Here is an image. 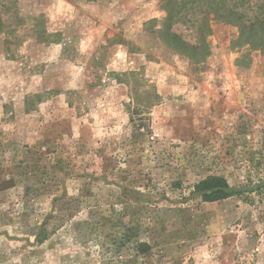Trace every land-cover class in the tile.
I'll list each match as a JSON object with an SVG mask.
<instances>
[{
	"label": "rangeland",
	"instance_id": "obj_1",
	"mask_svg": "<svg viewBox=\"0 0 264 264\" xmlns=\"http://www.w3.org/2000/svg\"><path fill=\"white\" fill-rule=\"evenodd\" d=\"M1 1L0 264H264L262 34L191 3ZM210 176L233 195L205 201Z\"/></svg>",
	"mask_w": 264,
	"mask_h": 264
},
{
	"label": "trees",
	"instance_id": "obj_2",
	"mask_svg": "<svg viewBox=\"0 0 264 264\" xmlns=\"http://www.w3.org/2000/svg\"><path fill=\"white\" fill-rule=\"evenodd\" d=\"M164 7L169 11L170 18L178 17L180 15L181 10H187L186 6L188 4H192L191 6L196 7H204V15L203 20L206 21L208 19V8H215L214 13L218 19L226 20L229 22H233L239 26L241 30L240 38L246 39L250 37L252 34L261 33L263 37H261V41L264 43V16H257L254 19L247 17L246 9H236L233 6H229L226 0H161ZM0 4L3 8L7 6L3 4L0 0ZM204 22H201L200 26H198V30H202V25ZM0 25H4V22L0 19ZM196 191H198L202 198L205 201H217L233 195V190L230 187V184L224 177L220 176H210L202 181H200L196 185ZM48 237V231L44 227L43 232L41 234V240H44ZM149 249V245L146 242L138 243V250L142 253H145Z\"/></svg>",
	"mask_w": 264,
	"mask_h": 264
}]
</instances>
